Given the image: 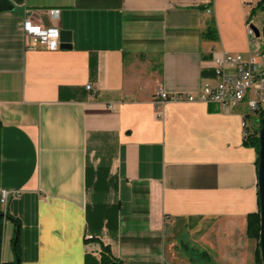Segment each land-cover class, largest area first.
<instances>
[{
    "label": "crops",
    "instance_id": "crops-1",
    "mask_svg": "<svg viewBox=\"0 0 264 264\" xmlns=\"http://www.w3.org/2000/svg\"><path fill=\"white\" fill-rule=\"evenodd\" d=\"M9 1L2 263L18 243V264H102L105 248L113 264H257L258 152L243 126L258 128L256 114L156 94L198 95L216 54L264 49L247 33L253 24L264 37V10L250 17L258 0ZM26 18L70 31L72 47L26 37Z\"/></svg>",
    "mask_w": 264,
    "mask_h": 264
},
{
    "label": "built area",
    "instance_id": "built-area-1",
    "mask_svg": "<svg viewBox=\"0 0 264 264\" xmlns=\"http://www.w3.org/2000/svg\"><path fill=\"white\" fill-rule=\"evenodd\" d=\"M26 37L32 38L48 50H57L61 45V30L54 26H43L26 18L22 25ZM247 33L251 41L258 38L251 24L247 25ZM214 81H206L198 95L191 93L168 94L158 90L157 101L166 102L187 101L205 102L217 105L222 110H230L241 103H245L250 113H256L264 106V49L256 51L248 58L241 54H231L223 51L214 56ZM89 91H95L91 84H87ZM243 126L248 127L246 120ZM11 194L6 189L1 190V203L7 204ZM91 238V236L89 237ZM227 264V263H222Z\"/></svg>",
    "mask_w": 264,
    "mask_h": 264
},
{
    "label": "trees",
    "instance_id": "trees-1",
    "mask_svg": "<svg viewBox=\"0 0 264 264\" xmlns=\"http://www.w3.org/2000/svg\"><path fill=\"white\" fill-rule=\"evenodd\" d=\"M264 10V0H258L256 2V4L251 8L250 10V17L255 16L259 11ZM263 34H264V28H263ZM204 36L207 37H211L212 39H216V36L213 35V30L211 28H209L206 32H203ZM256 116L257 119L259 121L258 123V128L254 129V128H246V141L245 143L247 145L253 146L257 152L259 153V144H260V140H259V132L261 129V123H260V119L264 114V106L261 107L259 110L256 111ZM260 211L258 212H254L248 215V235L251 238H254L258 241V247L256 250V261L257 264H262L261 261V255H260V248H259V238H260ZM3 230H4V225H3V221H2V217H0V264H18L19 262V253L17 250L18 247V243H16L15 245V254L17 257V260L13 263H2L1 261V252H2V242H3ZM17 242V241H16ZM109 249L105 248L103 251V255H102V264H113L112 261L109 260L107 253H108Z\"/></svg>",
    "mask_w": 264,
    "mask_h": 264
},
{
    "label": "water",
    "instance_id": "water-1",
    "mask_svg": "<svg viewBox=\"0 0 264 264\" xmlns=\"http://www.w3.org/2000/svg\"><path fill=\"white\" fill-rule=\"evenodd\" d=\"M13 6L9 0H0V12L4 10H11ZM254 29L256 36L260 37L261 32L258 27L251 25ZM61 45L60 48H71V32L67 30H61ZM259 122V121H258ZM261 129L259 132V153H258V193H259V211H260V238L259 248L262 264H264V114L260 119ZM3 215L0 214V217Z\"/></svg>",
    "mask_w": 264,
    "mask_h": 264
},
{
    "label": "rangeland",
    "instance_id": "rangeland-1",
    "mask_svg": "<svg viewBox=\"0 0 264 264\" xmlns=\"http://www.w3.org/2000/svg\"><path fill=\"white\" fill-rule=\"evenodd\" d=\"M257 21H259V22H257L258 23V25H260V27L262 28L263 26V23H264V15H262V17L261 18H259V20H257ZM261 38V41L263 42V47H264V37H260Z\"/></svg>",
    "mask_w": 264,
    "mask_h": 264
}]
</instances>
